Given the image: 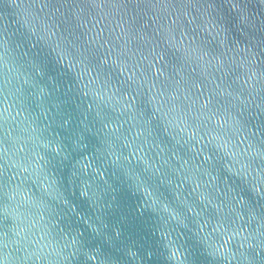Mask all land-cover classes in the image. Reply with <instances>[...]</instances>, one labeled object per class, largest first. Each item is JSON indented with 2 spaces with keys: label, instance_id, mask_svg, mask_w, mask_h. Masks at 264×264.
<instances>
[{
  "label": "water",
  "instance_id": "1",
  "mask_svg": "<svg viewBox=\"0 0 264 264\" xmlns=\"http://www.w3.org/2000/svg\"><path fill=\"white\" fill-rule=\"evenodd\" d=\"M0 264H264V0H0Z\"/></svg>",
  "mask_w": 264,
  "mask_h": 264
}]
</instances>
